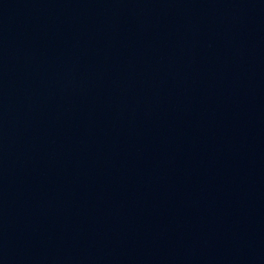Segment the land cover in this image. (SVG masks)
Segmentation results:
<instances>
[{"label": "water", "instance_id": "obj_1", "mask_svg": "<svg viewBox=\"0 0 264 264\" xmlns=\"http://www.w3.org/2000/svg\"><path fill=\"white\" fill-rule=\"evenodd\" d=\"M0 264H264V0H0Z\"/></svg>", "mask_w": 264, "mask_h": 264}]
</instances>
